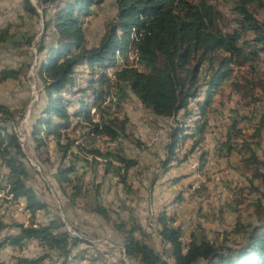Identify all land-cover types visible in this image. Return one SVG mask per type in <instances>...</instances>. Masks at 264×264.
I'll return each mask as SVG.
<instances>
[{
  "label": "trees",
  "instance_id": "16d2710c",
  "mask_svg": "<svg viewBox=\"0 0 264 264\" xmlns=\"http://www.w3.org/2000/svg\"><path fill=\"white\" fill-rule=\"evenodd\" d=\"M106 1L37 0L38 15L28 0H22V11L28 19L42 18L43 32L36 40L31 34L20 44H13L14 48L33 47L35 54L43 58L39 62L36 78L45 105L27 136L34 143L35 151L45 145L42 139L51 137L61 160L70 158L67 167L57 168L52 175L64 196L69 188L66 198L70 204L82 193L79 179L76 176L72 178L76 162L88 167L101 164L105 175L115 177L126 193L130 191L126 183L127 173L136 162L126 158L119 148L102 152L93 146L96 138H105L109 143L117 144L119 139L126 137L127 121L119 120L108 112L125 99V91L131 93L153 117L174 120L179 113H183V117L188 115L189 104L198 98L200 89L204 87L203 102L196 103L202 116L218 87L236 77L242 68L255 71L254 68L264 63V20L255 17V12L264 13V0H232L230 18L224 17L210 0H112L115 14L107 24V32L97 47L89 49L86 47L84 20L94 14V8ZM9 29L0 30V46L12 39ZM47 35L52 39L49 44L45 43ZM128 51L133 53L137 67L125 66L114 71L111 82L104 74L90 82L99 87L91 94L98 113L97 121L87 116L88 110L81 100L78 101V110L68 112L70 102L61 93L73 86L75 69L86 66L93 71L94 67L103 70L113 67L117 59H126ZM20 73V70L3 69L0 71V83L17 80ZM254 86L264 92L261 82ZM105 102L107 106L102 107ZM22 115V111H12L0 104V170L4 171L0 174V192L5 197L3 202L23 201L25 210L32 216L45 210L46 205L26 185L29 174L20 138L12 132V127L11 131L8 127L16 119L20 121ZM80 119L85 123L86 130L83 145L66 135L71 120ZM236 124L232 121L227 127L224 142L218 151L226 148L229 153L233 150L229 143L232 132L239 134ZM183 125L178 123L169 132L166 159L161 163L163 171L174 159L178 143L183 144L192 138L184 134ZM194 126L192 135H201L205 124L195 122ZM263 126L262 123L258 128ZM257 133L258 129L251 137H256ZM196 145V141L191 144V151ZM241 145L248 157L242 160L243 165L245 168L253 166L252 179L259 180L264 187V161H259L246 143ZM72 150L76 151L75 154ZM78 155H81L80 158ZM98 188L94 186L93 189L96 197ZM251 189L258 192L256 188ZM255 207L260 208L259 204ZM124 211L126 208L123 206L114 212L97 203L91 209L120 236L119 247L123 249L128 264H264V215L259 216L255 225L243 226L236 220L233 230L216 243L210 241L200 227L189 233L187 242L183 241L181 228L173 226V219L160 212L155 219L158 227L156 234L163 246L159 253L135 238L137 234L142 235V231L131 217L123 216ZM4 230L15 233L0 238V251L4 248L21 251L27 243L35 242L43 252L32 258L13 257L14 264H42L44 261L68 264L72 259L83 261L81 253L71 256V251L80 244L87 245L86 241L68 233L58 219H51L45 225L31 222L24 227L17 223L5 224L0 218V232ZM229 235L241 236L242 242L230 243L227 239ZM117 250V264H125Z\"/></svg>",
  "mask_w": 264,
  "mask_h": 264
},
{
  "label": "rangeland",
  "instance_id": "374dc122",
  "mask_svg": "<svg viewBox=\"0 0 264 264\" xmlns=\"http://www.w3.org/2000/svg\"><path fill=\"white\" fill-rule=\"evenodd\" d=\"M21 1L0 0V30L10 27L8 34L12 35L11 40L0 46V71L12 69L21 72L17 80L0 83V104L12 111H22L23 115L19 120H26L23 126L26 130L25 143H27L25 155L32 163L25 157L24 163L31 186L46 205L45 210L39 212L41 220L44 222L51 218L58 219L64 228L67 227L65 230L68 233L72 234L74 230L77 238L94 244L99 243L105 248L112 249L114 246L108 238L104 234L99 236V231L95 230L94 224L96 223L90 219V207L85 201L79 198L76 205H71L52 181L55 170L67 167L70 158L61 160V155L55 149V143L51 137L42 139L45 145L35 151L34 143L27 136L35 119L41 116L40 113L45 105L44 96L36 78L39 62L43 58L35 54L33 47L14 48L13 44H20V41L25 40L31 34L35 35L36 40L42 34L43 28L40 16L38 19H28L22 11ZM28 1L40 15L37 0ZM210 2L220 10L224 17L230 18L232 0H210ZM49 12L52 11L49 9ZM93 12L92 16L84 20L86 47L89 49L97 47L100 39L107 32V24L111 22L115 14L113 1L107 0L100 7L94 8ZM255 17L263 21L264 13L255 12ZM51 40L49 35L45 37L46 44H49ZM125 66L137 67L131 51L127 52L126 59L119 58L113 67L104 70L94 67L93 71H90L86 66L76 68L73 86L61 93L63 98L70 100V105L67 107L68 112L78 110V101L81 100L88 110L87 116L92 121H97L98 113L93 105L91 94L92 90H98L99 87L90 82L96 81L102 74L111 82L113 72ZM254 69L255 71H251L248 68H242L236 77L218 87L211 101L204 108L202 116L196 103L203 102L204 87L200 89L198 98L189 104L186 110L188 115L183 117V113H179L174 120L153 117L142 108L131 93L125 91V99L117 107L112 106L108 112L119 120L127 121L125 131L127 138H121L120 145L117 143L118 146L109 143L104 138H96L93 146L102 152L109 148H120L128 155L135 154L134 158L140 165L137 170L130 173L129 182L133 181L136 186H133V190L130 189L129 194L124 193V189L122 190L124 194L119 193L112 186L116 179L111 176H102L101 164L99 169L91 172V175L86 174L84 179L82 178L83 184H88L87 182L91 180L93 184L104 183L107 188H110L105 198L114 195L118 198L120 194L124 197L129 195L126 196L129 198L147 195L148 190L151 189L150 182L158 177L154 188V193L158 199L160 198L157 205L158 207L169 206L173 200L178 201L181 212L179 217H175V225L181 228L184 241L186 240L184 234L188 235L197 224L206 232V237L216 243L221 241L224 234H229L233 230L236 220L243 226L257 224L259 216L264 215V199L262 198L264 187L259 180L252 179L253 166L245 168L243 165L242 160L248 157L241 149V144L246 143L257 159L264 161V126L258 128L260 124H264V92L254 86L258 82L264 84V63ZM104 106H107V102L102 104V107ZM232 121L237 123L236 130L239 132V134L236 131L232 132L229 144L233 150L229 153L226 148L218 151L220 144L224 142L226 129ZM195 122H198V125L205 124L201 135H192L191 131L195 127ZM19 123L17 119L9 123L10 131L11 124L16 128ZM178 123L184 124V134H189L192 138L185 140L183 144L178 143L174 159L166 165L168 172L164 173L161 163L166 159L169 132ZM84 126L85 123L81 119L71 120L66 135L80 144L85 139H82L86 132ZM256 129L258 133L252 138ZM40 137L43 138V135L41 134ZM194 141L197 145L191 151V144ZM88 143L89 141L86 144ZM75 152L72 150V153L75 154ZM78 156L80 158L81 155ZM33 164L38 168V172ZM81 166L83 165L78 164L75 167L78 173L84 175V167ZM2 173L3 171L0 170V174ZM139 180H142L140 182L142 185L139 183L140 186H137ZM251 188L258 189L259 193L253 192ZM166 190H169V197L162 199L161 195L166 193ZM66 193L70 192L66 190ZM3 200L5 197L0 192V218L5 222L21 224L26 222L28 226L33 221V218L32 220L27 218L20 211L23 210L22 205L11 202L8 204ZM133 200L136 201V199ZM256 204H259V209L255 207ZM153 209H147L145 220V225L151 232L157 208L153 207ZM227 239L230 243L242 242L241 236L229 235ZM35 250L33 245H29L28 248L15 251L19 256L23 251L28 256H33L35 252H38V255L43 253L38 249V251ZM162 250L163 247L157 244L156 251L160 253ZM8 256L0 258L1 264L7 262ZM8 264L11 263L8 262Z\"/></svg>",
  "mask_w": 264,
  "mask_h": 264
},
{
  "label": "crops",
  "instance_id": "0c3cea01",
  "mask_svg": "<svg viewBox=\"0 0 264 264\" xmlns=\"http://www.w3.org/2000/svg\"><path fill=\"white\" fill-rule=\"evenodd\" d=\"M69 102H70V100H68ZM83 138H85V137H82V139ZM125 138H127V137H125ZM124 138V139H125ZM105 139V138H104ZM120 140L121 139H119V142H118V144L120 143ZM84 141H82V142H80V145H83V144H81V143H83ZM77 143V142H76ZM77 144H79V143H77ZM118 144H117V146H118ZM84 145H87L86 143H84ZM116 145V144H115ZM120 145V144H119ZM87 147V146H86ZM109 149H111V148H109ZM120 149V148H119ZM125 151V150H124ZM123 150L121 151V153L126 157V158H128V159H130V160H134L135 162H136V165L134 166V167H132V168H130L129 170H128V173H127V178H126V183H127V185L130 187V189H132L133 190V186H136L135 185V183H133V181L132 182H129L130 181V173L132 172V171H135V170H137V168H139V162L137 161V160H135V158H134V155L133 156H131V155H128L127 153H125ZM88 160H90L89 158H88ZM98 163H99V161H98ZM78 164H82L83 166H81V167H84V169H83V173H85L84 175L83 174H80V173H78V171L76 170V165H78ZM101 165L100 164H96V165H94V166H90L89 165V167L88 166H86V165H84L83 163H81V162H76L75 164H74V171H75V173H74V175L72 176V178L74 177V176H76L78 179H79V182H78V184L81 186V194H80V196H78L77 197V199H79V198H81V199H83L84 201H85V203L90 207L89 208V215H90V219L94 222V223H96V224H94V228H95V230H97V231H99V236L100 235H103L104 234V236L105 237H107L108 238V241L109 242H111V244L114 246V248H112V249H109V248H105V246L104 245H102V244H97V243H91L90 241H88V240H85L86 241V244L87 245H85V244H80V245H78L75 249H73L72 251H71V256H77L79 253H81V255L83 256V261H79V260H70V262L68 263V264H117V262L119 261V256H118V250L117 249H119V251H120V253H121V255H123V258L126 260V258H125V256H124V252H123V249L122 248H120L119 247V245H120V236L116 233V232H114L112 229H111V227L108 225V224H106V222H104L100 217H98V216H96L95 214H93L92 212H91V209L94 207V205H95V203H97V205H99V206H102V207H104L105 209H108V210H110V211H114V212H118V210H119V208H120V206H123V207H125L126 208V211H124V212H122V214H123V216L124 217H131V219L134 221V223L141 229V231H142V235H140V234H137V235H135V238L137 239V240H142V241H144L146 244H148V245H150L155 251H156V245L158 244V246H160L161 245V243H160V240H159V237L157 236V234H156V230H157V225H156V223H155V219H156V216H157V214L158 213H160V212H164L165 213V215L168 217V218H172L173 219V221H174V223H173V226H175V227H179V226H176L175 225V217H179V213L181 212V208H180V206L178 205V201H176V199L175 200H173V202L168 206H166V205H163V206H159L158 207V205H157V203H158V201H159V199H158V197L156 196V194L154 193V188L156 187V185H155V182L158 180V177H155V181L154 180H152L151 182H150V190H148V193H147V195L146 194H144L143 196H139V195H137L136 197H129V198H127L126 196H129V195H126L125 197L124 196H122L121 194L118 196V198H117V196H109L108 198H105V196L108 194V189H110V188H107L105 185H104V183H96V184H93L91 181L90 182H87L88 184H83V179H84V176L86 175V174H88V175H91V172H94L96 169H99V167H100ZM170 167V166H169ZM168 167V168H169ZM165 169H166V167H165ZM4 172V171H3ZM164 173H166V172H168V169H166L165 171H163ZM162 172V173H163ZM103 175H105L104 173H103V167H102V176ZM105 176H111V177H113L112 175H110V174H108V175H105ZM83 178V179H82ZM114 179H116L115 177H113ZM52 181H53V179H52ZM117 181V179L115 180V182H113L114 184H112V186H114V189H116V191H118L119 193H123L122 192V190H123V188L121 187V185L118 183V181ZM140 182H142V180H139V182H138V184H137V186H140L139 185V183ZM53 183H54V185L56 186V188L58 189V187H57V185L55 184V182L53 181ZM141 184V183H140ZM26 185L27 186H29V187H31L32 188V190L34 191V188L31 186V184H30V179H28V181L26 182ZM73 185H75V182L73 183ZM142 185V184H141ZM94 186H98L99 188H98V196L96 197L95 196V193L93 192V189H94ZM112 186H111V188H112ZM116 186V187H115ZM93 187V188H92ZM84 188H86V189H84ZM59 190V189H58ZM66 190H68L69 192H70V190H69V188L68 189H66ZM66 190H65V192H66ZM170 190V189H169ZM168 190V191H169ZM124 191V190H123ZM167 190H166V193H164V194H162L161 196H163V198L162 199H167L169 196V192H168ZM34 193H35V196H36V198L38 199V200H40L41 202H42V200L40 199V197L36 194V192L34 191ZM124 193H126L125 191H124ZM123 193V194H124ZM130 193V191L128 192V193H126V194H129ZM69 195V193H66V195L64 196V197H66V196H68ZM86 194V195H85ZM63 195V194H62ZM122 197V198H121ZM42 198V197H41ZM67 199V198H66ZM77 199H75V201L73 202V204H71V205H76L75 203H76V201H77ZM133 199H136V201L135 200H133ZM6 200H8V199H6ZM132 200V201H131ZM10 203V202H9ZM8 203V204H9ZM43 203V202H42ZM15 204V203H14ZM16 204H19V205H22L23 206V210H20V211H22V213H24V215H26V217L27 218H29V219H31V218H33V221H31L32 223H34V224H37V225H45L49 220H51V219H55V218H51V219H48L47 221H42L41 220V214H39V212H41V211H38V212H35L32 216H31V214L27 211V210H25V207H24V202L23 201H18ZM85 204V205H86ZM151 206V207H150ZM153 207L154 208H157V210H159V211H157L156 209H155V217H154V226H151V227H153V230H152V232L151 231H149V229H147V227H146V225H145V220H146V215H147V209L149 208V209H153ZM154 210V209H153ZM44 210H42V212H43ZM110 217L113 219V216L110 214ZM3 220V222L5 223V224H12V223H7V222H5V220L4 219H2ZM30 222V223H31ZM13 223H17V224H21V223H19V222H13ZM29 223V224H30ZM24 227H27L26 225H27V223L25 222V224H22ZM198 227H200V225H196V227L195 228H198ZM67 227H65L64 229H66ZM194 228V229H195ZM193 229V230H194ZM192 230V231H193ZM74 231V230H73ZM154 231V232H153ZM191 231V232H192ZM13 233H15L13 230H4V231H2V232H0V238H2L3 236H5V235H8V234H13ZM152 233V234H151ZM190 233V232H189ZM206 233V232H205ZM104 236H102V237H104ZM188 236H189V234L188 235H185L184 234V237L186 238V240H185V242H187V240H188ZM182 240H183V238H182ZM184 241V240H183ZM29 245H33L34 247H35V251H41L38 247H37V245H36V243L35 242H30V243H27L25 246H24V248L23 249H25V248H28L29 247ZM31 247V246H30ZM163 247V246H162ZM38 249V250H37ZM16 249H13V248H4L2 251H0V258L2 257V256H7V255H9L8 257H7V262H5V264H8V262H10L11 264H14V261L12 260V258L13 257H26V258H32V257H35V256H37L38 254V252H35L34 253V255L33 256H28V255H26V253L24 254V251H23V253H21L20 254V256L19 255H16V251H15ZM11 255V256H10ZM97 256V257H96ZM98 259V260H97ZM94 260V262L93 263H89L90 261H93ZM4 262V261H3ZM45 262H47V261H44L42 264H47V263H45ZM124 263H125V261H123ZM2 262H0V264H1ZM49 263V262H48ZM49 264H51V263H49Z\"/></svg>",
  "mask_w": 264,
  "mask_h": 264
},
{
  "label": "built area",
  "instance_id": "2783aa9c",
  "mask_svg": "<svg viewBox=\"0 0 264 264\" xmlns=\"http://www.w3.org/2000/svg\"><path fill=\"white\" fill-rule=\"evenodd\" d=\"M27 118V117H26ZM25 121L26 120H21V121H19L20 123L18 124V126L16 127V128H14V127H12V124L10 125L11 127H12V132H16L17 134H18V136H19V138H20V148H21V150H22V154L24 155V157L25 158H28V157H26V155H25V147H26V145H25V131L26 130H24V124H25ZM29 159V158H28ZM29 161H30V163H32L31 162V160L29 159ZM33 167L36 169V171L38 172V168L33 164ZM72 236H76L75 235V233L72 231ZM121 257H122V260L123 261H125V264H128V262H127V260H125L124 258H123V255H121Z\"/></svg>",
  "mask_w": 264,
  "mask_h": 264
},
{
  "label": "bare ground",
  "instance_id": "6f19581e",
  "mask_svg": "<svg viewBox=\"0 0 264 264\" xmlns=\"http://www.w3.org/2000/svg\"><path fill=\"white\" fill-rule=\"evenodd\" d=\"M14 133H16V132H14ZM25 135H26V131H25ZM25 145H27V143H25Z\"/></svg>",
  "mask_w": 264,
  "mask_h": 264
}]
</instances>
